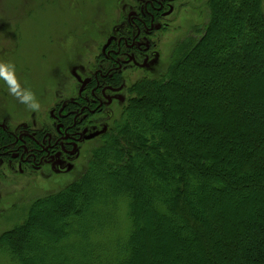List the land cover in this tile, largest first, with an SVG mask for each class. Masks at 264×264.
Masks as SVG:
<instances>
[{"label": "trees", "instance_id": "trees-1", "mask_svg": "<svg viewBox=\"0 0 264 264\" xmlns=\"http://www.w3.org/2000/svg\"><path fill=\"white\" fill-rule=\"evenodd\" d=\"M206 6L82 172L0 232L9 264H264L262 0Z\"/></svg>", "mask_w": 264, "mask_h": 264}, {"label": "flooded vegetation", "instance_id": "flooded-vegetation-1", "mask_svg": "<svg viewBox=\"0 0 264 264\" xmlns=\"http://www.w3.org/2000/svg\"><path fill=\"white\" fill-rule=\"evenodd\" d=\"M122 1L107 35L87 66L79 69L73 90L65 96L57 94L53 105L49 103L38 114L21 120L0 119V196L5 187L17 192L18 185L34 186L39 180L49 182L71 172L82 147L101 135L125 103L119 104L121 98L127 99L123 92L127 94L128 86L143 76L133 78L134 73L151 74L147 67L162 56L160 44L174 26V14L190 2ZM68 164L73 166L69 169ZM11 208V216L20 210Z\"/></svg>", "mask_w": 264, "mask_h": 264}, {"label": "rangeland", "instance_id": "rangeland-1", "mask_svg": "<svg viewBox=\"0 0 264 264\" xmlns=\"http://www.w3.org/2000/svg\"><path fill=\"white\" fill-rule=\"evenodd\" d=\"M122 3L121 0H0V61L15 65L22 85L30 88L40 102V111L49 103L53 105L57 94L65 96L73 90L79 69L87 66L98 43L107 35L112 15L118 13ZM262 9L264 13V0ZM207 14L205 0H190L184 4L182 10L174 14V26L160 44L162 56L149 63L151 68L148 65L147 70L151 74H145L154 75L164 70L173 46L194 32H200L208 20ZM145 74L138 70L133 78ZM124 95L128 97V91L127 94L123 92ZM119 101L121 105L125 102L122 98ZM36 113L10 95L0 80V119L21 120ZM115 116L117 118V112ZM95 143L96 139L89 140L82 147L71 172L54 176L49 182L39 180L34 186L18 185L17 192L7 191L5 187L0 196V232L22 217L34 197L76 178ZM73 165L67 167L70 169ZM12 203L20 208L18 215L11 216ZM0 264H9L4 255H0Z\"/></svg>", "mask_w": 264, "mask_h": 264}, {"label": "clouds", "instance_id": "clouds-1", "mask_svg": "<svg viewBox=\"0 0 264 264\" xmlns=\"http://www.w3.org/2000/svg\"><path fill=\"white\" fill-rule=\"evenodd\" d=\"M0 80L7 86L9 94L21 104L26 105L33 112L41 110V104L37 100L35 93L30 88L22 85L13 63L0 61Z\"/></svg>", "mask_w": 264, "mask_h": 264}]
</instances>
